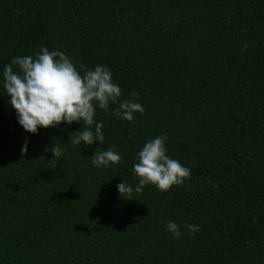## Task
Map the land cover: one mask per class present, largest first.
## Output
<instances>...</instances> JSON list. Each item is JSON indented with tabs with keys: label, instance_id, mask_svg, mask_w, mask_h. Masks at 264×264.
I'll return each mask as SVG.
<instances>
[{
	"label": "trees",
	"instance_id": "trees-1",
	"mask_svg": "<svg viewBox=\"0 0 264 264\" xmlns=\"http://www.w3.org/2000/svg\"><path fill=\"white\" fill-rule=\"evenodd\" d=\"M42 45L81 74L106 66L145 112L97 107L105 141L88 147L70 143L82 122L25 131L3 70ZM160 135L190 179L121 197ZM111 146L121 161L95 167ZM0 264H264V0H0Z\"/></svg>",
	"mask_w": 264,
	"mask_h": 264
},
{
	"label": "clouds",
	"instance_id": "clouds-1",
	"mask_svg": "<svg viewBox=\"0 0 264 264\" xmlns=\"http://www.w3.org/2000/svg\"><path fill=\"white\" fill-rule=\"evenodd\" d=\"M249 46L245 43L241 51H246ZM14 65L19 66V72L13 70ZM3 87L10 97L9 103L17 114L19 124L29 133L35 134L41 127H57L62 122L68 125L82 122V130L69 133L70 143L74 146H79L81 142L86 147L96 141L104 143L103 123L95 119L97 107L108 112L110 105H117L112 110L113 114L129 122L134 120V113L145 112L142 104L135 99H119L121 88L113 83L112 73L106 66L97 65L94 70L84 68L81 74L67 55L58 50L50 51L43 45L35 58L31 55L17 56L4 67ZM138 95L135 91L131 93L133 98ZM166 140V135L150 139L137 153L138 162L133 165V171L139 182L135 188L125 180L119 183L117 189L121 197H131L134 191L141 193L143 187L149 184L160 191H168L172 186L182 185L190 179L191 169L167 155ZM97 149L91 157L92 164L97 168L118 164L122 159L115 146L106 150ZM27 150L25 141L22 154ZM50 150L55 159L62 155L57 144ZM216 187L218 185L213 184V188ZM185 227L193 234L200 230L195 224ZM166 229L174 238H181L180 226L174 221H168Z\"/></svg>",
	"mask_w": 264,
	"mask_h": 264
}]
</instances>
